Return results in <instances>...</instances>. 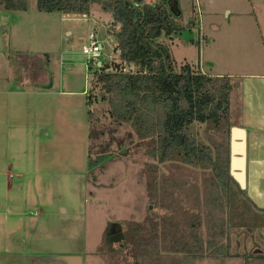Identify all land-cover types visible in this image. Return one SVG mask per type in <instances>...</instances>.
<instances>
[{
    "label": "rangeland",
    "instance_id": "rangeland-1",
    "mask_svg": "<svg viewBox=\"0 0 264 264\" xmlns=\"http://www.w3.org/2000/svg\"><path fill=\"white\" fill-rule=\"evenodd\" d=\"M165 1L179 32L172 39H162L169 45L178 65L189 63L198 68L197 62L203 61L207 71L244 70L242 64L251 61V68L255 65L258 70L264 71V40L259 29L254 27V13L259 14L264 9V0ZM28 4L27 11H12L13 14L11 12V17L5 22L10 26L9 30H5L10 44L8 51L0 57V72H10L15 86L19 87L22 83V90L25 91L36 86L43 89L35 83L38 82L37 78L44 81L47 77H53L55 89L59 88L62 78L63 83L69 81L72 88L86 89L90 93L93 75L88 70L81 48L88 42L93 27H97L100 39L106 41L103 55L107 62L112 59L121 61L120 56L106 58L113 53L116 41L110 26L112 22H108L112 14L100 4L92 5L87 18L40 11L37 0H28ZM228 11L231 13L230 19H227ZM253 61L255 63L252 64ZM91 93L96 97L92 110L97 121L93 120L92 125L96 132L91 139L90 158L96 163L88 166L86 173H69L68 176L54 173L50 181L54 191H39L36 197L27 189L22 193V175L15 169L11 171L8 198L12 212L21 213L12 215V228L20 229L12 233L11 264H67L62 257L69 255L82 256L83 264H115L112 250L118 251L125 243L119 234L137 223L143 226L142 235H148L149 239L153 235L166 238L164 244L161 242L164 245L161 252L166 257L172 255L165 249L171 244L172 234L175 237L177 233L181 235L185 226L184 236H189L188 218L197 211L191 205L200 195L194 188L197 183L206 182L205 179L209 178L207 172L201 169L196 171L179 161L156 162L148 155L147 145L140 142L130 126L117 127L111 123L107 114L108 104L102 100L100 87L94 88ZM76 99L82 101L76 104V115L81 113V117L88 118L90 107H85L84 96H76ZM29 108L27 105L28 113L31 111ZM36 121L34 118L32 123L28 122L22 127V137L12 143V153H37L40 136L48 129ZM89 124L76 130V146L68 149L59 143L52 152H58L59 157L71 154L77 166V162L83 158L78 136L87 139ZM103 130L105 132L101 134ZM192 131L203 140L212 134L216 142H227L228 130L225 125L214 129L209 124L196 122ZM89 147L90 141L88 162ZM84 159L87 161L86 156ZM148 161L159 165L156 183L158 198L154 204L146 200V177L141 169V165ZM238 194L239 191H234L231 199V203H235V211L229 212L230 237L233 241L232 252L245 257L210 255L198 264H246L247 255L264 254V216H257L258 213ZM201 195L206 196L205 192ZM22 196L27 203L24 215ZM41 202L49 207L44 217L40 213ZM14 203L19 204L14 206ZM35 205H38L37 208H34ZM170 206L176 211L171 213ZM172 215L175 225L173 232L169 220ZM177 228L180 230L177 231ZM110 235L112 244L109 242ZM122 248L125 254L119 256L120 264H135L132 248L127 244ZM178 257L181 259L183 255ZM170 261L176 263L175 259Z\"/></svg>",
    "mask_w": 264,
    "mask_h": 264
},
{
    "label": "trees",
    "instance_id": "trees-1",
    "mask_svg": "<svg viewBox=\"0 0 264 264\" xmlns=\"http://www.w3.org/2000/svg\"><path fill=\"white\" fill-rule=\"evenodd\" d=\"M0 3L10 11H27L29 7L28 0H0ZM94 3L112 14L110 26L115 36V50H120L123 61L133 66L127 72L123 65L109 71V65L101 70H90L93 75L91 92L100 87L111 123L117 127L130 126L156 162L179 161L206 170L210 175L206 199L201 205L197 203L195 215L188 218L189 236H184L183 226L181 235L172 234L171 244L165 248L173 256L166 257L161 252L164 246L161 242L164 244L165 239L158 236L149 239L142 235L143 226L137 223L119 234L125 243L118 251L112 250L115 264H120L119 256L125 254L122 247L126 244L134 251L135 264H198L210 255L245 257L232 252L228 214L231 185L234 184L243 196L247 195L230 174L234 79L204 74L189 63L178 65L169 45L162 39H172L179 32L165 0H37V8L87 17ZM91 92L88 96L89 167L96 163L90 158L91 139L96 132L92 125L93 120L97 121L92 110L96 97ZM196 122L209 124L214 129L227 126V142L213 145L202 142L192 131ZM173 229L174 222L171 223L172 232ZM111 239L110 235L112 244ZM178 255L183 257L179 259ZM246 264H264V254L247 255Z\"/></svg>",
    "mask_w": 264,
    "mask_h": 264
},
{
    "label": "crops",
    "instance_id": "crops-1",
    "mask_svg": "<svg viewBox=\"0 0 264 264\" xmlns=\"http://www.w3.org/2000/svg\"><path fill=\"white\" fill-rule=\"evenodd\" d=\"M11 12L12 11L5 9L0 3L1 58L4 56L5 52L8 51L10 44L8 34L5 31L9 30L10 26H8L5 22L11 17V15H9ZM254 15L256 16V19H254V27L259 29L261 38L264 40V9H262L259 14L255 12ZM230 17L231 13L228 11L227 19H230ZM108 22L111 23L112 18ZM96 28L97 27H95V29ZM6 46L7 50H5ZM248 62L249 63L246 62L242 64L245 66L244 70L229 69L222 71H207L203 61H198L196 66L204 74L218 77L228 76L234 79L235 87L231 96L230 122L233 126L244 128L247 136L245 189L247 195L243 196L239 192L240 195L238 194V196H242V198L247 201L250 207L259 214H257V216L263 217L264 71L258 70L255 65L251 68V61ZM253 63L255 62L253 61L252 64ZM209 64L210 66L213 65L212 62ZM246 64H248V66H246ZM210 69L212 68L210 67ZM12 80H14V78L10 72H0V264H11L10 255L12 254V233L17 232L20 229L18 227L12 228L11 223L12 220H14V218L12 219V215L17 216V214H21L20 212H12V205L8 198V192H10L11 188L10 175L12 174V169L17 170L18 174L22 175V193L24 189H27L28 191H31L33 195L35 193L37 197L39 191L44 192L48 190L50 193L54 191L52 183L50 182L51 179H53L54 173H62L63 176H68L69 173L78 174V172L84 174L87 172V168L89 166V133L87 135V139L84 138V136H78L83 158L77 162V166L76 160L71 154L66 155L65 157H59L58 152H52L53 149L57 148L59 143L60 145H65L68 149L69 147L72 149L73 145L76 146V130L84 128L86 123L89 124L90 122L89 117L83 118L81 117V113L76 115V104L79 105L82 103L81 100L76 99V96H84V104L86 107L88 105L89 91L86 89L81 90L72 88L69 81H64L63 83L62 78L59 80V88L55 89V79H53V77H47L44 81L37 78L38 82L35 83L42 86L43 89L32 85L35 88H32L30 91H25L22 90V83L21 86L17 87L13 84ZM27 105L30 107V113H28ZM77 116L79 117L77 118ZM34 118L37 119L36 122L38 125L48 129L43 136H40L37 153H12V143H16L22 137V127L26 126L28 122L32 123ZM230 137L231 136H229V143ZM198 138L202 142L210 145H213V143L216 142L214 135L212 134L208 135L207 138L205 137V140H203L199 135ZM219 143H221V141ZM85 156L87 161L84 159ZM12 159H14L15 162H12L14 161ZM60 167L61 170L59 171ZM141 169L145 173L146 177V200L150 201V204H154L158 198V195H156V183L157 175L159 173V165L148 161L141 165ZM194 169L196 171L200 170L196 168ZM202 171L207 172L208 176H210L208 171ZM28 174L31 175V177H26ZM208 179H205V181L207 182ZM206 182L203 184L197 183L195 185L196 188L194 189L196 192H200V195L196 196L193 204L191 205L192 209L197 208V203H200L201 205L202 201L206 199V196L204 197L201 195L204 192L206 195V191L208 190ZM230 191L231 195L228 214L231 215L229 212L235 211V203H231V199L233 198L232 194L234 191L237 192L238 188L233 184L231 185ZM41 203L40 213L44 217L47 216V209L49 207L47 204L44 206L43 202ZM18 204L19 203H14V206ZM26 204V198L24 199V196H22V215L25 213L23 211L27 209ZM173 205L174 207L176 206L175 204ZM37 206L38 205H35L34 208H37ZM46 206L47 208L45 209L44 207ZM151 208H153V206ZM170 209H172L171 206ZM172 212H174L173 209L171 210V213ZM173 217L174 215L171 217L169 216L170 223L173 222ZM229 224L231 226L230 219ZM156 236L166 240L165 237H161L159 235ZM156 236L153 235L150 238H154Z\"/></svg>",
    "mask_w": 264,
    "mask_h": 264
},
{
    "label": "water",
    "instance_id": "water-1",
    "mask_svg": "<svg viewBox=\"0 0 264 264\" xmlns=\"http://www.w3.org/2000/svg\"><path fill=\"white\" fill-rule=\"evenodd\" d=\"M230 174L242 190L246 189V130L233 126L230 135ZM82 256L62 257L68 264H83Z\"/></svg>",
    "mask_w": 264,
    "mask_h": 264
},
{
    "label": "built area",
    "instance_id": "built-area-1",
    "mask_svg": "<svg viewBox=\"0 0 264 264\" xmlns=\"http://www.w3.org/2000/svg\"><path fill=\"white\" fill-rule=\"evenodd\" d=\"M83 18H87L86 16H83ZM104 42L106 43L105 40L100 39L98 36L97 30L93 28L92 32H90L89 37H88V42L83 44L81 48V53L84 55L86 59V65L88 67V70H101V68L105 67L106 65H109V70H113V68L117 65H123V70L124 71H129L133 68V66H128L126 62L123 61L121 57V51L120 50H112L113 53L109 54V56L106 58H113L114 56H120L121 61L118 62L114 59L111 61L107 62V59L104 58ZM116 46V45H115ZM63 58V56H62Z\"/></svg>",
    "mask_w": 264,
    "mask_h": 264
}]
</instances>
